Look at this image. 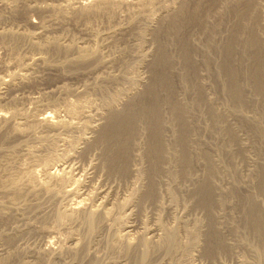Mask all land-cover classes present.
Returning a JSON list of instances; mask_svg holds the SVG:
<instances>
[{
  "label": "bare ground",
  "instance_id": "bare-ground-1",
  "mask_svg": "<svg viewBox=\"0 0 264 264\" xmlns=\"http://www.w3.org/2000/svg\"><path fill=\"white\" fill-rule=\"evenodd\" d=\"M27 1L28 0H3V2H5L11 10L10 12L14 13V17L17 16L22 9L19 7V4L23 3V6H26L28 4ZM71 2V0H64V2L58 4L53 3L54 5L49 4L45 6L46 11L51 13L50 19L48 18L49 20L47 23H29L34 29H37L36 31H13L12 29H8L0 25V48L10 50L11 53V56H9L8 59L4 60L1 59L3 57H0V66L4 69L11 65L12 68L13 65L19 68L16 70L17 68L14 66L15 70L12 69L9 70L7 74L5 73L7 75L6 78L3 75L4 73L1 72L4 77L2 75V77L0 76V101L4 98V93H6L5 91L26 86L37 81L40 77L37 76V72H34L36 70L35 66H41V68H45L47 70H57L61 76H64L68 74H75L69 73L71 70H79L84 66L88 68L90 63H98L99 65L105 66L106 64H109V60H107L108 57L106 58V56L101 52V46L98 41V38L101 35L100 32L92 33L95 38L92 39L90 44L82 43L81 45L78 44L76 38L67 36L70 34H64L69 32L68 28L71 25V22H74V19L72 20L74 16H72L71 13L82 16V19H84V27H86L90 22H93L92 19L96 18L98 15H104L105 13L113 11L114 8L120 6L124 0H90L89 3L86 0H76L75 2H77V6L74 5V2ZM140 4L146 6L148 4V0H140ZM263 4L264 2H262V0H201L193 2L185 0L180 3V6L176 7L175 10L169 11L168 7L164 8L162 22L160 23L158 29H156L153 33L156 47L153 49L154 52L151 53L152 57L150 58L152 59L149 62V68L151 70L150 81L148 80L149 83L141 91V87L135 86L137 84L136 79L135 82H132L136 83L134 87H131L127 91H119V93L104 99L102 103H100V110H102L100 113L96 114L100 118L99 121L97 120L99 119L97 116L94 118L93 115H89V110L87 112L88 115L83 112V104L85 103L82 101V104L78 101L63 102V105H55V107L50 110L42 109L41 112H39V115H37L35 110H39L42 101L46 100V98H41L40 100L38 98L31 97L33 99H30V97H28L29 100H31L30 102H33L34 104H32L33 109L30 107L16 109V101L13 99L12 103L14 107L11 104L10 107L12 108L8 112L0 110V227L2 224L8 223L7 221L9 220L16 223L18 221L17 218L19 219V217H25L30 213L40 212L39 215L45 219V216H48L49 213H47V215H42L44 213L40 210L41 207L38 202H33L37 201L39 196L41 198V195H47L53 198V200L64 195L71 197L69 203L66 202V205L54 213L52 218L53 224L51 227L42 226L41 228L40 226L39 228L41 229V233L44 232L48 235V238L55 237L51 236L55 233L54 230L61 227L67 229L68 232H66L69 234V236H67L69 237V239L67 238V245L64 244V246L60 243L61 245L59 244V247L55 248L52 246L53 244L51 245L53 238H50L47 239L45 246L42 248L23 249L22 252L18 247H15V242L18 237L17 234L15 235V232L11 234L10 232L0 230V264H10L12 260L15 264H46V262L58 264V262H65V253H67L70 258L72 257L73 262L74 260H80V256H82L83 259V255L89 254V251L92 250L88 247L89 242L86 243V237L80 236L82 234H78L79 232H77L76 226L79 227L78 225H82L86 227V236H95L94 234H96L97 230H100L99 228L101 226L109 227L112 225L110 222L115 216V220H117V222L114 223L116 225L120 224V228H115L114 233H112L113 235H111L112 237L109 236L110 240L108 241V247L111 248L112 254L114 255L112 256L113 259H110L111 262L109 264H194L193 258L195 256H193L194 253H192L191 250L194 251L201 246H203V248L205 247V252H207L214 259L216 256L222 257L225 253L235 252L237 248L245 246L244 244L246 243L244 242L232 243L230 234L228 235L227 232L222 229L221 219L219 215L217 217L216 210L224 209L223 207L228 205V202H232V196H234L236 192L239 196L240 194H244L243 192L241 193V190L238 188L242 185L245 186L248 184V186L250 185V188L253 186H256L257 188L258 186L256 190L259 189L260 193H262V196L264 197V153L261 152V149L264 151V128L260 121L257 120L258 118L254 115L247 114L248 112L245 109L247 105L251 104L250 102L254 101V103H257L258 98L261 99L262 108L264 109V35H262L263 32L260 34L258 28L260 24L264 27V18L261 15L260 19L259 16L260 10L264 9V6L262 7ZM175 5L177 6L178 4ZM261 13L262 12H260V14ZM4 17L3 14H0V24H4ZM111 17H113V14ZM147 17L150 16L148 15ZM226 18H234L233 21L235 20L234 22L236 23L231 26L227 39L225 41L223 40L222 50V48H220L221 45L219 47V45L215 42L217 34L226 24ZM79 19L76 22L82 21ZM135 19L140 22L136 16L131 19V21H135ZM210 19H213V21L210 22ZM195 24L200 26L204 32L203 35L205 34L206 37L203 45L204 48L202 50L194 46L190 42L189 38L184 37L182 34L183 31L188 28L187 26H196ZM50 27L53 29H61L63 34L50 36ZM70 27H73V25ZM116 40L117 39L114 38L113 41ZM174 44L180 51V60L182 61V64L180 61L178 64L180 63L182 65L184 71L182 68L177 71L175 61L176 57L174 58L175 55L173 56L170 52L171 50H169V46ZM24 45H28L31 50H37L39 55L34 56L32 54L33 56L30 55V57H25L24 53L20 50ZM115 45H117V43H115ZM50 51L54 54H61L65 52L66 54L64 53L65 55L63 56L65 60L62 59L64 60L62 61L63 63H51V59L44 55L46 52ZM215 51L221 57V61L217 63H214L212 60V53ZM199 56L200 60L198 59ZM25 58H27V61ZM246 63L249 64L246 65ZM67 69L70 70L67 71ZM135 76L137 77V75ZM131 77L133 76L131 75ZM140 77L137 82L138 85L142 86L147 83V81H145L144 77L141 79ZM208 77H212L217 83L221 84L223 93L230 100L232 99V101L235 102V104L233 103V109H228V106L222 107L220 106L221 104L218 105V103H216V101L212 98L213 95H211L209 91L211 89L205 80ZM104 78L106 77L104 76ZM1 85H4L5 87L3 86L4 88H2ZM95 85L96 86L93 87L95 89L98 88L100 90L102 87L98 83ZM107 88L109 89L110 87ZM139 90L141 91L139 95L132 98L133 93L135 91L138 92ZM101 91L105 92L104 90ZM187 91L190 93V101H188V98H185ZM252 95L258 98L255 97L254 99ZM126 98H129L130 101L125 106H121L120 108L123 107L122 109H119L118 107L120 105L118 106V103L121 101L123 102ZM88 103H90V101ZM256 105H258V103ZM89 106H91V104L88 105V107ZM251 106V108H253V104ZM257 107H259V105ZM195 109L205 111L206 114L203 115L205 117L208 116L206 119H209L211 125L209 123L207 124H209L211 126L210 128L213 129V134H221L220 137L224 138V144L222 145L221 142L218 147L222 146V149L225 147V149L228 148L232 151V144L235 146L234 143H238L237 145L239 146L235 147H240L239 152L236 150L238 152L237 155L235 153V148L233 151L235 154L230 152L228 149L227 150L232 158L239 157L240 160L245 159L248 167H250L253 162L251 155L248 154L250 152L247 150L248 145L244 142V138L241 136L243 133H239L242 130L244 131L245 127L244 129H241L237 122L240 121L241 126L248 125L249 127H252L251 129L256 134V139H258V143L260 144V149H258L257 152L262 153L260 155L262 157L261 159L259 157L256 158V164L254 163L255 165L252 167V169H254H248V172L255 175L254 177L256 182L250 179V177H245L240 182L237 181V183L239 182V185H236L233 181L228 182L235 189L231 188V190H221L222 192L219 190L217 186L218 182L215 181L219 178L216 179L215 177L220 174L219 168L221 167V161L217 164L215 161L216 158L212 157L209 150L206 149L207 146H204V144L202 145L201 142H199L200 140L196 135L197 132L199 133V130H196V126L191 121L194 113L197 112ZM61 110L66 112L68 116L67 118H62L60 116ZM194 110L196 112H194ZM244 110L247 113H245ZM247 110L249 111V109ZM259 114H257V116ZM82 117L86 120H83L84 123L81 120L83 124L80 125L84 126L83 129L86 128L85 131L87 130L88 132L90 131L93 133V136L91 135V139L88 137L89 133L87 134V137L85 136L86 134L82 136L79 134L80 137L76 138L68 136L70 134L67 132L72 131V129L76 127L75 121L78 119L80 120ZM260 117L264 119V115H261ZM261 118L259 119L262 121ZM206 122H208V120ZM78 128H80V126ZM51 132H56L58 134L66 132L68 135L66 137L54 134L52 140L50 142L47 141V143L38 140L40 143L37 148L35 146L34 148L30 147L28 144L21 143V140L27 136L33 137V135H35L36 137L38 136L37 134H40L39 137L44 138L45 136L47 137V135L49 136V133L51 134ZM81 134L83 133L81 132ZM250 134L252 133L250 132ZM143 135L147 138V144L143 139L145 142L144 144H146L147 147L146 149L143 148L145 151L142 153L141 150L143 151V149L141 142H143ZM168 136H171V139ZM216 137L218 136L216 135ZM249 137L250 139H253L251 138V135ZM36 138L39 139L38 137ZM12 139L20 140L21 145L20 143H17L13 146V148L7 150L5 145ZM46 140L48 139L46 138ZM80 141L85 142V146L82 149L80 147V150H82L81 152L84 154H89L93 150H101L100 152L103 159V162L101 163L103 164L100 163L101 167L99 169L106 170L105 172L111 176L128 178L132 175V179L140 181L139 185H142V181L145 182L146 187L143 184L145 191L143 190V186L141 189L132 186V189H130L132 190L131 195L123 200L121 199V202H110L112 204L108 207V203H105L107 204L105 206H101L100 200L98 204L93 205L94 199H91L92 203L90 204L88 202L90 197H94L95 195L91 196L93 194L89 193L90 190H88L89 192L87 193L85 190V192L81 191V189L79 190L82 180L80 182V178L78 179L76 176L77 174L74 175L75 172L73 171V173L71 171L72 169L69 170L68 165V169H66L65 165L62 167L58 164L59 167L57 170H51L52 165L49 166L51 159L54 157L58 159L63 153L60 151L61 148H59V144L61 143L59 142H63L62 145L65 143L68 146H71L72 150H78V143ZM216 142H220L219 139ZM171 143L174 144L175 148L171 146ZM253 143L252 146L255 147ZM259 144L257 147H259ZM195 145L198 147L197 149L195 148ZM143 147H145V145ZM43 150H48L47 152L49 154L44 155L43 152V155L39 154V151ZM72 150L71 152L73 153ZM219 151L223 153V151L218 150V155ZM20 152L29 157V160L31 158L34 160H42L41 167L36 168L40 166L38 163V166L36 167L34 165L35 163L30 164L31 162L24 164H22V162L18 163L20 159ZM63 154L65 155L66 153ZM68 154L71 156L70 151L67 152V155ZM145 156L147 158V161L145 162L148 163V166L146 164L147 167L142 166L144 164L142 162L144 161ZM63 157L65 156L62 155V159H60L61 161L64 160ZM56 158L54 159L56 160ZM34 160L32 161L34 162ZM226 160L224 161L226 162ZM230 160H232V164L233 159L230 158ZM240 160L238 162L243 164L242 160L241 162ZM225 162L222 164H225ZM225 167H222L221 172H223V168L225 170L228 166L226 168ZM231 169L233 168L231 167ZM240 170L241 173L244 174L242 169ZM198 171H201V174L198 173ZM224 172L226 173V171ZM238 172L239 171L237 170L236 173H234L237 174ZM228 173L227 175L229 176ZM197 174H200V176H197ZM244 175H242V177ZM235 176L233 175V177ZM223 178H221V180H223ZM164 179H169L171 181V184L169 185L172 186L178 185L179 182L180 184H185L187 182L192 183L193 189L191 194L195 199V206L199 210L202 209V212L205 211L209 221L207 222L209 224L206 231H202L201 229L205 226V224L201 222L199 219L200 217L192 222H189L190 219L187 221L184 215L173 213L171 224H164L162 218L166 215L162 216L159 214L161 219H159L154 226L144 224L138 228L140 231L137 230L138 232L135 234L132 232L135 230V225L133 226L132 223L127 222L128 219H125L129 214L127 210H129L130 206L134 204L137 198H141L145 204L147 201H154L160 206L163 199L161 200L160 198L162 196L159 195V188L160 185L164 183ZM225 180L227 181L228 179ZM232 180L234 179L232 178ZM97 189L99 188L97 187ZM167 190L169 191L168 188ZM247 190L249 192L245 190L246 193L244 194L247 195L245 196L247 197L245 203L247 205L242 208L244 211L243 213H247L243 217V224L254 240H252L254 242L253 244L250 243L253 245L252 249H250L253 252V256L256 257V259L252 258L255 260L253 264H263L264 202L259 201L260 197L257 198V196H255L256 194L252 195L254 194L252 193L254 190ZM80 191L84 193H81ZM93 191L97 192L98 190ZM172 193H174L173 190H170L169 194L171 195L169 197L175 202L177 197ZM174 195L176 197L175 200L173 199ZM105 197L110 198V196L107 195ZM193 198L191 199L193 200ZM108 199L104 202H109ZM177 201L178 200H176V202ZM171 202L172 201H170V203ZM246 206H248V209L245 208ZM114 210H117V213ZM164 212L166 211H163L162 214ZM248 212H250V215ZM157 217L159 218V216ZM232 220H234V218ZM230 221L231 218L229 219V222ZM28 222L24 223V228L23 226H21L22 228L19 226L20 229L16 227L19 233L21 232L23 234V232L29 231L28 229L32 228V224ZM233 222L235 221H232L231 227H236L237 225L235 223L234 224L236 226L233 225ZM238 226L236 229L239 228L240 230V226ZM232 232L236 233V230H232ZM203 238L206 242H203ZM53 241L58 242L57 239ZM93 241L95 242V240ZM248 241L249 240H247V245L249 244ZM8 246L12 247V250H9ZM80 253H83V255ZM248 253L250 254V252ZM82 262L84 263V261ZM248 262L249 261L243 260L241 263L251 264ZM87 264H93V262H89Z\"/></svg>",
  "mask_w": 264,
  "mask_h": 264
},
{
  "label": "rangeland",
  "instance_id": "rangeland-1",
  "mask_svg": "<svg viewBox=\"0 0 264 264\" xmlns=\"http://www.w3.org/2000/svg\"><path fill=\"white\" fill-rule=\"evenodd\" d=\"M71 1L74 2V5L77 4V2H75L76 0H71ZM86 1L88 3L90 2V0H86ZM183 1H185V0H155V2H154V0H148V4L146 5L147 6L146 7V6H143V5L140 4V0H124V2L120 6H117L118 8L115 7L113 11L109 12L110 14L109 13H105L104 15L103 14L98 15L100 18L97 16L96 18L92 19L93 22H90L89 25H87V26L85 25L86 27H84V24H83L84 23L83 22L84 19H82V16L75 15V14L71 13V15L74 16L72 18V20L74 19V22L71 20L72 22H71V25L70 26L73 25V27H70L69 26V28H68L69 29L68 30L69 32H66L64 35L70 34V35H67V36H71V37L76 38V40L78 41V44L81 45L82 43L83 44H90L92 42V39L95 38L92 33H99L100 32L101 35L99 34L100 36L98 38V41H99L100 46H101L100 47L101 48V52H102V54H104L106 56V58L108 57L107 60H109V64L110 65L109 64H106V66H105V65H99L98 63H90V65L88 66V68H86L84 66V67H82V69H79V70H74V71L71 70L69 73H75V74H68V75H64V76H61L59 74V72H57V70H54V69L47 70L45 68H41V66H35L36 67V70L34 72L35 73L37 72L38 75L35 74V73L34 74L37 75V76H39L40 78L37 77L38 78L37 81H35L34 83H31V84H28L26 86H21V87L15 88L13 90L5 91L6 92V93H4L5 95L3 94L4 95V98H2V101H0V110L1 111H7L8 112L12 108V107H10L11 104L14 107V105L12 103L13 99L16 101L15 102L16 103V106H15L16 109H20V108H23V107H26V108L30 107V108L33 109L32 106L34 104H33V102H30L31 100H29L28 97H30V99L38 98L40 100H41V98L42 99H45L46 98V100H43L42 101V104L40 105L39 110L38 109L35 110V112H36L37 115H39V112H41L42 109L43 110H45V109L46 110H50V109L54 108L55 105H60L61 106L65 102H70V101L71 102H77L78 101L81 104H82V102L85 103V104H83L86 107L85 108L83 106V108H84L83 109V112L85 114L88 115V113H89V115H91V116L93 115L94 118H96V116H97L96 114L100 113V111L102 110V109L100 110V107H101L100 106L101 105L100 103H102V101L104 99L110 97L111 95L113 96V95L119 93V91L120 92L127 91L131 87H134V85L136 83L137 84L135 86L141 87L140 90L142 91L146 87V85L149 83L148 80L151 77V73H150L151 70L149 68V62L152 59V58H150V57H152V54L151 53L154 52L153 49H155L154 47H156L155 46V40H154V34L153 33H154V31L156 29H158L160 23L162 22V18H163V14H164L163 10H164V8H167V7L169 8V11L175 10L176 7L180 6V3H182ZM188 1L193 2V1H201V0H188ZM27 2H28V4L26 6H23V3L22 4L21 3L19 4V7H21L22 9L20 10V13L17 14V16L14 17V13L10 12L11 10L8 8V6L6 5V3L3 2V0H0V12H1L0 14H3V17L5 16L4 17L5 19L3 21L4 24H0V25L2 27H6L8 29H12L13 31H17V30H26V31H29V32L36 31L37 29H34L29 23H31V24L32 23H38V22H41V23H44L45 22V23H47V21L50 19L51 13L48 12V11H46L45 6H47L49 4L50 5L51 4L52 5L58 4V3L64 2V0H28ZM262 2H264V0H262ZM175 4H178V5L176 6ZM263 6H264V4L262 5V7ZM42 8H43V10H42ZM143 9H145V10H143ZM260 12H262V13L260 14ZM260 12H259L260 19H261V15L264 18V9L260 10ZM112 14H113V17H111ZM134 15L136 17H138V19L140 20V22L139 21H136V19H135L136 22L134 20L131 21V19H133L135 17ZM148 15L150 17H147ZM78 19L79 20H82V21L76 22V21H78ZM233 19H227L226 18V20H227L226 21V24L221 28L222 30H220L219 33L217 34V38H216V42L215 43H217V45H219V47L221 45L220 48H222V50H223V46H222L223 40L225 41L227 39V37L229 35V30H230L231 26L234 23H236V22H234L235 20L233 21ZM210 20H211L210 22L213 21V19H210ZM81 22H82V24H81ZM195 25L196 26H194V25L193 26H187L188 28L185 27L187 29H185L182 34H183L184 37H188L189 40H190V42L194 46H196L198 49L202 50L204 48L203 45H204V42H205L204 40L206 39V37H205V34L203 35L204 32L202 31V29L200 28V26L197 25V24H195ZM50 28H51L50 29L51 30L50 36H58V35L63 34V32L61 31V29H57V28L53 29L52 27H50ZM258 28H259L260 34H262V32H263L262 35H264V27L260 24ZM260 28H261V30H260ZM88 30L91 31V32H89ZM114 34H115V36H114ZM114 38L117 39V40L116 41H113ZM217 41L220 42V43H218ZM115 43H117V45H115ZM23 47L20 50H21L22 53H24L25 57H30V55L31 56H33V55L34 56L39 55L37 50H34V49L31 50V48L28 45L27 46L24 45ZM169 50H171L170 52L173 54V56L175 55L174 58L176 57L175 58L176 68H177V71H179L182 68V65H181L182 64V61L180 60L181 59L180 58V51L178 50V47L175 44L174 45H170L169 46ZM64 53L54 54L52 51H50V52H46L44 55L47 58L51 59L50 60L51 63L57 64V62L58 63L59 62L61 63L62 61L65 60V58L63 56L66 53L65 54ZM9 56H11L10 50H4L3 48H0V57H3L1 59H4V60L5 59H8ZM212 56L211 57H212V60H213L214 63H217V62H220L221 61L220 60L221 57H220V55L218 53H216V51L212 53ZM25 59L27 61V58H25ZM62 59H64V60H62ZM198 59L200 60V56L198 57ZM218 59H219V61H218ZM179 61H180L181 64L180 63L178 64ZM248 64L249 63H246V65H248ZM14 66L15 65H13V68H12V65L11 66H8V68H5V69L0 66V76L2 75V73H4L3 75L6 78L7 77L6 74L9 72V70H12V69L15 70V68H17L16 70L19 69L17 66H15V68H14ZM69 70L70 69H67V71H69ZM183 71H184V69H183ZM130 73H131V75L135 79L133 77H131ZM135 75H137V77ZM104 76L107 79L104 78ZM129 77L132 80H130ZM139 77H140V79L144 77V79H145V81H147V83L143 84L142 86L141 85H138V82L137 81H138ZM108 78H109V80H108ZM136 79H137V81H136ZM205 80H206V83H208V86L211 89L209 91H210L211 95H213L212 98L216 101V103H218V105L221 104L220 106H222V107L223 106L224 107L225 106L226 107L228 106L227 107L228 109H233L235 102L232 101V99L230 100L223 93L221 84L220 83H217L212 77H208ZM135 81H136V83H132V82H135ZM97 83L102 86L100 88V90L98 88H96V89L93 88V87L96 86L95 84H97ZM1 86H2V88L5 87L4 85H1ZM107 87H110V88L108 89ZM101 90H104L105 92H103ZM140 90L138 92L135 91L133 93V97L132 96L131 97L134 98L137 95H139V93L141 92ZM110 92H111V94H110ZM78 93H80V94H78ZM186 93H187V95H185V98L186 99L188 98V101H190L189 100L191 98L190 97V93L188 91ZM106 95H108V96H106ZM34 96H36V97H34ZM31 97H33V98H31ZM253 97L255 99L256 96H253ZM256 98H258V97H256ZM125 100L123 102L121 101L120 102L121 104L118 103V106L120 105L118 107L119 109H122L123 107L122 108H120V107L121 106H125L130 101L129 98H126ZM89 101H90V103H88ZM229 101H231V102H229ZM261 102H262L261 99L258 98L257 103H258L259 107H257L258 105H256L257 104L256 102L255 103H254V101L250 102L251 104L247 105V107L245 108L248 113L245 112V110H244V112L247 113V114H249V115L251 114V115L256 116L258 118L257 120L260 121L261 125H263V128H264V119H262L260 117L261 115H264L263 114L264 113V111H263L264 109L262 108ZM92 103L94 104V106H93ZM90 104H91V106H89L90 107L89 108L88 105H90ZM252 104H253V108H251L252 107L251 106ZM97 108H99V109H97ZM247 109H249V111ZM88 110H89V112H88ZM195 110H194V112H196V113H194L191 121L196 126V130H199V133L198 132L196 133L197 137L200 140L199 142H201L202 145L204 144V146L205 145L207 146L206 149L209 150V152L211 153L212 157H215L216 158L215 161H216L217 164H218V162L221 161V167L219 168V171H220V174L221 175L218 174L215 177L216 179L219 178L218 180H215V181L218 182V185L217 186H218L219 190L220 191L221 190L222 191L223 190H231V188H234V187L231 184H229L228 182L233 181V183L235 182L236 185H239L238 183L241 180H243L245 177L246 178H249L250 177V179H252L253 181L256 182L255 177H254L255 175L251 174V172H248V171L251 170L252 167L256 164V161H257L256 158L257 157H259L260 159L262 158L260 155L262 154L261 152L264 153V151H262V149H261V152H257L258 149H260V144L258 143L259 142L258 139H256L257 138L256 134L251 129L252 127H249L248 125L247 126H241L240 121L237 122L238 123V126L240 125L239 127L241 129H244V127H245L244 131L242 130L239 133L240 134L243 133V134H241V136L244 138V142H246V144L248 145V148H247L248 152L250 151L249 153L247 152L248 154L251 155V159H252V162H253V163L250 162L251 163V166H250L251 168H250V167H248L245 159L244 160L241 159L242 160V163H243V164H241V163L238 162L240 160L239 157L232 158L230 156V153L228 152V150L230 151V149L227 148L228 149L227 150V149H225V147H224V149H222L223 148L222 146L221 147H218V146H220L221 142H222V145L224 144L223 143L224 138L220 137L221 134H216V133L213 134V129L210 128L211 127L210 126L211 124L209 122V119H206V118H208V116L206 115L207 117H205L203 115V114H206L205 111H201V110H198V109H195ZM91 111H92V113H91ZM257 111L258 112L260 111L259 113H261V112L262 113L259 114ZM199 112H200V114H199ZM256 112H257V114H259L258 115L259 117L257 116V114L255 115ZM195 114H197V115H195ZM60 116L62 118H67L68 117L67 114H66V112H64L62 110L60 111ZM82 118H84V117H82ZM82 118L80 120L78 119V120L75 121L76 122L75 123V126L76 127H74L72 129V131L67 132L70 135H68L66 132H61V134L60 133L58 134L56 132H53V133L51 132V134L49 133V136L47 135V137L45 136L44 138H42V137H39L40 134H37L38 136H36V137H38L39 139H37L35 137V135H33V137L32 136L31 137H28L27 136L28 138L27 137L24 138L23 139L24 141L21 140V143L22 144L23 143L28 144V145H30V147H34L35 146L37 148L38 145H39V143H40V141H44L46 143H47V141L50 142L52 140V138L54 137V134L59 135V136L60 135L61 136L63 135V136H66V137L68 135V136H72L74 138L80 137V136L86 134L85 136L87 137L89 135L88 137L91 139V137L93 136V133L90 132V131L88 132L87 130L85 131L86 128L83 129L84 126L80 125V124H83L84 121L86 120L85 118L84 119H82ZM97 118H99V116H97ZM259 118H261L262 121ZM81 120H82L83 123L81 122ZM97 120L99 121L100 118L97 119ZM207 120H208V122H206ZM78 121H79V124H78ZM197 122L198 123L200 122V123L198 124ZM207 123H209L210 125L207 124ZM207 125H208V127L210 129L207 127ZM79 126H80V128H78ZM249 128H250V130H249ZM74 130H78V131H74ZM245 130H247V131H245ZM81 132L83 134H81ZM250 132L252 134H250ZM79 134H80V136H79ZM211 134H213V135H211ZM216 135L218 137H216ZM250 135H251V138H253V139H250V137H249ZM252 135H254L255 137L252 136ZM50 136H51V139H50ZM143 137L144 138H142V141L144 139V141L146 142V140H147L146 136L143 135ZM46 138L48 140H46ZM169 138L171 139V136ZM217 138L219 139L220 142H216V141H218ZM42 139H44V140H42ZM38 140H40V141H38ZM252 140H254V141H252ZM144 141L141 142L142 143V149L143 148L146 149V147H147V145H146L147 142H146V144H144L145 143ZM170 142H172V141H170ZM253 142L254 143L256 142L257 144L256 143L254 144ZM17 143L19 144L20 143V140H16V139L14 140V139H12V140H10L5 145V148L7 150H9V149L13 148V146H15ZM21 143H20V145H21ZM59 143H61V144H59V146H60L59 148L62 149V150L60 149V151H61V153L62 152L63 153H66L65 155L62 153V155L65 156L66 158L63 157L64 160L61 161L60 159H62V155H60L61 157L58 158V159L56 157H54V158H56V160L54 158L51 159L50 160L51 162H49L50 163L49 166L52 165V169L51 170H57V168L59 167V165L62 166V167H63V165H65L66 167L65 166L64 167L66 169L69 168V170L72 169L71 171L72 172L73 171L75 172V173L73 172L74 175L77 174L76 176L78 177V179L80 178L79 179L80 182L82 180L81 185L79 187V190L80 189H81V191H84L85 190L86 193L89 192L88 190H90L89 193L93 194L91 196H94L95 195L94 197H90V200L88 201L90 204L92 203L91 199L92 200L94 199L93 201H94L95 204L93 203V205L98 204L99 203V200H100V205L101 206H105V205H107L105 203H108L107 206L109 207L112 204L110 202H118V201L121 202L123 199H125L128 196H130L131 193H132V190H130V189H132V186L135 187V188L137 187L139 189L142 188L143 184L145 186V182L142 181L141 182L142 185L140 184L141 185V187H140V185H139V182L140 181H138L136 179H132V177H131L132 175L130 177H128V178H123V177H120V176H111L110 174H107V172H105L106 170L99 169L101 167V164H103V163H101V162H103V159H102V156H101L102 154L100 152L101 151L100 149H99L100 151L93 150L89 154H86V153L84 154L83 152H81L82 150H80V147L82 149L85 146V142H83V141H80L78 143L79 144V149L78 150H72L71 149V146H68L65 143H64V145H62L63 142H59ZM252 143H253V145H255L256 148L254 146H252ZM80 144H81V146H80ZM237 144L238 143H236V144L234 143L235 146H233V144H232L231 150L232 149L233 150L230 151V152H233L234 151V148L236 146L237 147L239 146ZM258 144H259V147H257ZM144 145H145V147H143ZM171 146L175 148V146H174L173 143H171ZM66 148H67V150H66ZM195 148L197 149L198 147H196V145H195ZM144 149H143V151L141 150L142 153L145 151ZM71 150L73 151L74 154L71 152ZM172 150H173V148H172ZM218 150L223 151V153L219 151V155H218V153H217ZM236 150L239 152L240 147L239 148H235V151ZM47 151L48 150L39 151V154H42V152H43L44 155L49 154ZM69 151H70L71 156L69 154L67 155V152H69ZM237 151L235 152L236 155L238 153ZM99 152H100V154H99ZM255 152L256 153H260V154H256ZM142 153H141V155L143 156ZM173 153H175V152H173ZM254 154H255V156H254ZM19 155H20V159H19V162L18 163H21L22 162V164H24V163H27V162H29V163L31 162L30 164L35 163L34 164L35 167L38 166V164H39L40 166H38L36 168H39L42 165V160H34L32 158L29 160V157L25 156L21 152H20ZM66 155L68 156V158H67ZM100 156H101V159H100ZM225 156H226V159L227 160L225 159ZM253 157H255V158H253ZM144 158L145 159L142 162L144 164L142 166L145 167L146 164L148 166V163L145 162V161H147L146 156ZM230 158L233 159V163L232 164H231L232 160H230ZM32 160H34V162ZM224 160H226V162ZM236 160H237V162H236ZM241 160H240V162H241ZM36 161H38V162H36ZM224 162L226 164V167L228 166L227 167L228 169L225 167V164H222ZM235 162H236V164L237 163L239 164V167L240 168L238 167V164L237 165L235 164ZM229 163H230L231 166L229 165ZM67 165H68V168H67ZM139 166H140V164H139ZM235 166H236V168H235ZM222 167H225L226 168L225 170L223 168V172L226 171V173L224 172L225 175L223 174V172H221L222 171ZM231 167L233 169H231ZM237 168H239V169H237ZM240 169H242V172L245 175H247V176H245L244 174H242ZM231 170H233V171L235 170L234 171L235 173H236L237 170L239 172L237 174H235ZM246 170H247L248 173L246 172ZM230 172H232V173H230ZM198 173L201 174V171L200 172L198 171ZM227 173L231 177H229L227 175ZM200 174L199 175L197 174V176H200ZM239 174H240V176H239ZM233 175L234 176L237 175V176L233 177ZM242 175H244V176L242 177ZM220 176H222V177H220ZM221 178H223V180H221ZM229 178H231V179H229ZM232 178L234 180L235 179L236 180L234 181V180H232ZM225 179H228V180L226 181ZM224 181H225V183H224ZM237 181H239V182L237 183ZM146 184H147V182H146ZM169 184H171V181L169 179L168 180L167 179H164V183L160 185L159 195L162 196V197H160L161 200L163 199L162 200V204L160 206L157 205V203H155L154 201H147L146 204H145V202L142 201L141 198H137V200H136L137 202L135 201L134 204L132 206H130L129 210H127V212L129 214L127 215V217L125 219L126 220L128 219L127 222L132 223L133 226L135 225L134 226V229L135 230L132 231L134 234L136 232H138L137 230L140 231V229H138V228H140L144 224L145 225H148V226H154V224L156 222H158L159 219H161V217H160L159 214H161L162 216L163 215H166V216H163V218H162V220L164 221V224H169V223L171 224L172 223V219H173V213H177L179 215H184V217H185V219L187 221L190 219L189 222H192L193 220H195V219H197V218L200 217L199 219L201 220V222L203 224H205V226L201 228L202 231L203 230L206 231L208 229V224L209 223H207V222H209V221L207 219V215H206L205 211L203 210L204 212H202L201 211L202 209L199 210L195 206V199L192 197L193 195L191 194V191L193 189L192 183L191 182H187L185 184H182V183L180 184V182H179V184H178L179 186L178 185H173L172 186V185H169ZM144 186H143V190L145 191V187L146 186L145 187ZM97 187L99 189H97ZM171 187H173V188H171ZM102 188H103V190H102ZM167 188L169 189V191L170 190H173L174 193H172V194H175L176 197H177V199H176V197L174 195V198L173 199L174 200L175 199L178 200L177 202H176V200L174 202L172 199H170L169 196L171 194H169V191L167 190ZM238 188L241 190V193L243 192L244 194L246 193V191L249 192L247 189H251V191L254 190L252 192L254 194H252V195H255L256 194L255 196H257V198L260 197L259 198L260 199L259 201H263L264 202V197L262 196V193H260L259 189L256 190L258 188V186H257V188H256V186H253V187L250 188V185L248 186V184H247L245 186L242 185V186H240ZM108 189H109V191H108ZM162 189H163V191H162ZM93 190H95V191L98 190V191L97 192H94ZM219 190H218V192H219ZM235 191H238V190H235ZM84 192H81V193H84ZM108 193H109V195H108ZM167 194H169V195H167ZM244 194H240V196H239V194L236 192V194H234V196H232L233 197L231 199L232 202H228L227 203L228 205H225L226 209H225V207H223L224 209H219L221 211H219L217 209L216 210V213H217V217L219 215V217L221 219L220 221H221V224H222V229L225 232H227L228 235L230 234V239H231L232 243L244 242V243H246V244H244L245 246H241V248L238 246L239 248H237V250L235 252L225 253L224 256L222 255V257H220V256L217 257L216 256L215 259L212 258V256H210L207 252H205L206 251V250H204L205 247L203 248V246H201V247L198 248L199 250L198 249H195L194 251L191 250V252L194 253L193 256H195L193 258L194 264H242L241 262L243 260L249 261L251 264H253V262H255V260L252 259V258H255L256 259V257L253 256V252L251 251V249L253 247V245H251V244L254 243L253 242L254 240H253L252 235L245 229L244 224H243L244 223V220H243L244 218L243 217H244L245 214H247L246 212L243 213L244 211L242 210V208L245 205H247V204H245L246 203V200H247L246 199L247 197H245V196H247V195H244ZM104 195L105 196L106 195L107 196H110V198L109 197L108 198L111 201L107 197H105ZM69 197L70 196H68V195H64L62 197L60 196V197L55 198L53 200V198H51V197H49L47 195H41V198H40V196L38 198L39 200L37 199V201H33V202H38V204L41 207L40 210L43 211V213H44L42 215H47V213H49L48 216H45L46 217L45 219L43 217H41V215H39L40 212H38V213H30V214L26 215L25 217H19L18 216L19 219L17 218L18 221L16 223L11 222V220L7 221L8 223L1 225L0 230H3L4 232H10L11 234L15 232V235L17 234V236H18L17 239H16V242H15V245H16L15 247H18L21 251L23 249L24 250H27V249H34V248H37L38 249L39 247L42 248L43 246H45V243L47 242V239H50V238H53V237H50L49 236L50 238H48L47 237L48 236L47 234H45L44 232L41 233L40 232L41 229H39L40 226H41V228H42V226H48V227L50 226L51 227L52 224H53V219L52 218H53L54 213L56 211H58L60 208H62L64 205H66L67 203L70 202L71 197L70 198ZM164 197H165V200H164ZM234 197H235V199H234ZM191 198H193L194 201ZM107 199H108L109 202H104ZM50 200H53L54 202L53 201H50ZM102 201H103V203H102ZM170 201H172V202L170 203ZM179 201H181V202H179ZM184 203H185V205H184ZM229 203H230V205H229ZM163 204H164V206H163ZM178 204H180V205H178ZM233 204H235V205H233ZM177 205H178V207H177ZM192 205H193V207H192ZM174 206L176 207V210H175V207ZM236 207H237V209H236ZM245 208L248 209V206H246ZM157 209H159L161 212L159 210H157ZM184 209L187 210V211H185ZM156 210H157V212H156ZM114 211L116 212L117 210H114ZM163 211H166V212H164L162 214ZM184 211H185V213H184ZM248 214L250 215V212H248ZM37 215H38V217H37ZM204 215H206V216H204ZM157 216H159V218ZM115 217L110 222V224H112V225H110L109 227L108 226H105V227L104 226H101L99 228L100 230H97L96 234H94L95 236H86V234H85L86 233V227H84L82 225H78L79 227L76 226L77 232H79L78 234L79 235L82 234L80 236H85L86 237V243L89 242L88 247H89L90 250H92V251H89L90 252L89 254L91 256L89 254L83 255V253L82 254L80 253L81 255L84 256V258H83L84 260L82 259V256H80V260H78V261H75L74 260V262H73L72 257L70 258V256L67 253H65V255H66V256L64 255L65 262L63 261L61 263H63V264H87L89 262H93V264H109L111 262V260L113 259L112 256H114V255L112 254L111 248L108 247L109 246L108 245V241L110 240V237H112L111 235H113L112 233H114L115 228L116 229L117 228L118 229L120 228V224H118V223H117L118 225L115 224L117 222V220H115ZM230 218H231V221L229 222V219ZM233 218H234V220H232ZM28 220H29V222H28ZM126 220H125V222H126ZM232 221H235V222H233V225L236 224L237 226L238 225L240 226V230H239V228L236 229V227H237L236 225H235L236 227H231ZM25 222H28V223L32 224V228L33 229L32 228L31 229H28L29 231L23 232V234L20 232L21 233L20 234L19 231H18V229H20L21 226H23V228H24L25 227L24 226V223ZM16 227L18 229H16ZM109 228H111V229H109ZM232 230H236V233H233ZM54 231H55V233L52 234L51 236H55L53 238V240L57 239L58 242L57 241H53L51 239L52 240L51 245L53 244L52 246L55 247V248H58L60 243L63 244V245L64 244L67 245L68 244V241L67 240L69 239V237H67V236H69V234L67 233L68 232L67 229L61 227V228H59L57 230H54ZM56 235L59 238H57ZM240 235H241V237H240ZM204 238H203V242H206V240ZM242 238L243 239L245 238V239L243 240ZM93 240H95V242ZM247 240H249L248 241V243H249L248 245H247ZM62 242H64V243H62ZM242 247H243L244 250L242 249ZM8 249L9 250H12V247H9ZM108 249H109V251H108ZM248 252H250V254ZM110 254H111V256H110ZM263 254H264V252H263ZM95 258H96V260H95ZM86 259H88V260H86ZM240 260H241V262H240ZM82 261H84V263ZM12 262H10V264H15L13 260H12ZM61 263L58 262V264H61ZM46 264H52V263L51 262H46ZM263 264H264V255H263Z\"/></svg>",
  "mask_w": 264,
  "mask_h": 264
}]
</instances>
